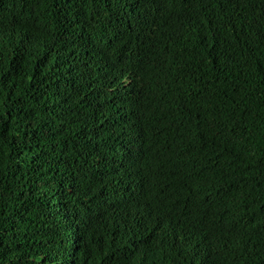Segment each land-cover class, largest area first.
<instances>
[{"label":"trees","instance_id":"16d2710c","mask_svg":"<svg viewBox=\"0 0 264 264\" xmlns=\"http://www.w3.org/2000/svg\"><path fill=\"white\" fill-rule=\"evenodd\" d=\"M155 91L185 106L192 205L131 164ZM239 238L264 264V0H0V264H219Z\"/></svg>","mask_w":264,"mask_h":264},{"label":"clouds","instance_id":"9594fccd","mask_svg":"<svg viewBox=\"0 0 264 264\" xmlns=\"http://www.w3.org/2000/svg\"><path fill=\"white\" fill-rule=\"evenodd\" d=\"M125 90H121V94ZM156 96L148 101V111L142 116V105L137 107L139 111V126L141 136L131 141V149H133L132 166L135 170L156 169L160 183L151 187L152 193L160 197H168L172 199L174 196L185 195L187 203L192 205L194 197H201L198 185V175L188 169L173 168L172 158L176 154L198 156V148L189 145H179L181 118L183 116L184 104H176L173 97H169L167 92L155 91ZM130 95H139L136 91H126ZM144 144L147 151L153 152V156L146 162H138L136 150L140 149V145ZM203 201V200H202ZM203 208L196 209L198 214L207 212V217L202 219L203 222L213 219L217 213L213 210L218 207L223 213H231L240 216L247 225L249 221L244 219L241 210H230L221 207L222 201L205 202ZM240 248H235L228 252L219 264H243L241 260V252L243 250V242L241 238L235 240Z\"/></svg>","mask_w":264,"mask_h":264}]
</instances>
